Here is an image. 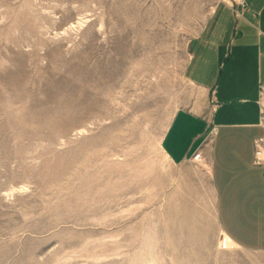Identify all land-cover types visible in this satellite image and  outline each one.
Instances as JSON below:
<instances>
[{"label": "rangeland", "instance_id": "rangeland-1", "mask_svg": "<svg viewBox=\"0 0 264 264\" xmlns=\"http://www.w3.org/2000/svg\"><path fill=\"white\" fill-rule=\"evenodd\" d=\"M219 1L0 0V264H264L227 243L213 137L162 148L203 111L185 71Z\"/></svg>", "mask_w": 264, "mask_h": 264}, {"label": "crops", "instance_id": "crops-1", "mask_svg": "<svg viewBox=\"0 0 264 264\" xmlns=\"http://www.w3.org/2000/svg\"><path fill=\"white\" fill-rule=\"evenodd\" d=\"M185 77L205 93L203 111H178L162 148L184 163L216 128L209 158L221 228L240 248L264 251V164L255 148L264 138V0H220L192 41Z\"/></svg>", "mask_w": 264, "mask_h": 264}, {"label": "built area", "instance_id": "built-area-1", "mask_svg": "<svg viewBox=\"0 0 264 264\" xmlns=\"http://www.w3.org/2000/svg\"><path fill=\"white\" fill-rule=\"evenodd\" d=\"M244 5V2H241ZM262 95H264V87H262ZM261 125L264 127V104L261 107ZM216 128H213L211 133L216 134ZM256 148V162L260 165L264 164V138H258L255 140Z\"/></svg>", "mask_w": 264, "mask_h": 264}, {"label": "bare ground", "instance_id": "bare-ground-1", "mask_svg": "<svg viewBox=\"0 0 264 264\" xmlns=\"http://www.w3.org/2000/svg\"><path fill=\"white\" fill-rule=\"evenodd\" d=\"M212 137H214L215 136V133H212V134H210ZM202 165H205V164H202ZM226 240H227V243H229V244H232L233 243V241H232V239L230 238V237H228V236H226Z\"/></svg>", "mask_w": 264, "mask_h": 264}]
</instances>
